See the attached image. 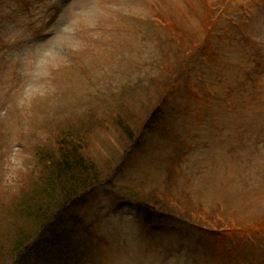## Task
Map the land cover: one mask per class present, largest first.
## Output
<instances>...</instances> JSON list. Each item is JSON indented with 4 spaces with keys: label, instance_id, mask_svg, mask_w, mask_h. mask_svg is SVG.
Listing matches in <instances>:
<instances>
[{
    "label": "rangeland",
    "instance_id": "374dc122",
    "mask_svg": "<svg viewBox=\"0 0 264 264\" xmlns=\"http://www.w3.org/2000/svg\"><path fill=\"white\" fill-rule=\"evenodd\" d=\"M164 101L169 129L127 140ZM64 138L103 180L57 210V249L80 255L81 238L86 257L59 264H264V0H0V264H22L4 259L29 228L16 207ZM153 193L216 237L145 227L134 199ZM40 230L24 264L43 262Z\"/></svg>",
    "mask_w": 264,
    "mask_h": 264
},
{
    "label": "trees",
    "instance_id": "16d2710c",
    "mask_svg": "<svg viewBox=\"0 0 264 264\" xmlns=\"http://www.w3.org/2000/svg\"><path fill=\"white\" fill-rule=\"evenodd\" d=\"M207 50H211V48L207 47ZM209 55H213V50L209 52ZM174 85L175 83L171 86ZM160 87L165 88V86ZM167 87H169V85H167ZM165 108L166 101L162 102V105L154 111L149 121L144 124L143 127H138V125L135 128L122 126V132L126 139H129L130 142H134V144H142L145 146L149 138H155L161 134L160 127L162 124H165L166 129H169L168 115L165 114ZM127 113L134 117L132 114L133 111L128 110ZM138 120L139 119H137V121ZM65 128L68 127L63 125V129ZM59 145L60 154H58V158L55 161H51L50 165L47 163L48 167L46 168V172H44V174H47L46 180L40 182L42 185L39 184L38 186L31 187L29 194L27 193L25 195L26 198L22 199V202L20 203L21 205H17L16 207V215L19 213L22 217L21 219L23 220L20 223H27L29 228L20 230V232L16 235L15 245L10 247V257L4 255V259H19V261L22 260L21 263L24 264L26 259L25 256L29 253H34L37 246H30L29 243L31 238L34 234H37L41 228L40 232L43 233L42 236H44L45 231H47V236H50L46 240L50 243L44 245V254L39 251V254L37 255V257H42V264H59L63 261V257L65 256L67 257V260L74 258H86L83 253L84 247L81 242V238L80 243L82 245V253L80 255H77V252L72 251L70 254L63 255L61 252L64 246L61 249H57V242L63 237L68 241V235L60 233L62 230H53L52 227L58 225L59 214L57 213V210L60 212L62 211V213L65 214L64 211H67L66 208H69V205L72 204L73 206L77 199L83 197V195L87 193L93 192L97 186L102 184L101 181L103 180V175L99 172L97 165L90 158L86 159L83 157L78 143H74L68 140V138H64L63 142ZM68 148L69 151L66 152L65 150ZM139 193L145 195V191H140ZM45 195L49 198V200H44L45 202L49 201V204L51 205L55 202L56 205H54L57 207L56 212L50 213L49 210H46V208H51V206L42 205L44 199L43 197H45ZM28 197L30 198V202H32V204L25 203V201L28 200ZM162 198L164 197L162 196ZM62 199L65 200V202L61 201ZM134 201L137 204L138 216L145 227L151 228L152 230H158L166 229L173 225L190 223L192 226L201 227L213 238L216 237L213 224L209 223L208 219H204L205 215L203 216V213L197 215V213L201 212L200 210L196 211L197 213H194L185 209L182 205H177L178 208L176 210L172 209L170 211V207L166 205L168 201H162L157 193H153L152 195L148 194L147 196H141L139 198L135 197ZM57 204L60 207L57 206ZM22 206L24 208H22ZM204 211L206 210L204 209ZM204 221L207 222V229L204 226ZM215 221L218 220L215 219ZM15 224H19L18 221ZM76 225H78L77 221ZM32 226L36 227L35 230L31 229ZM221 231L226 232V234L221 235L218 238V242H227L233 235V231L226 230L225 228L221 229ZM79 233H84L93 246V242L95 243L96 238L92 229L79 226L76 231L78 237ZM47 253H53L51 262L49 261L50 257L48 256L47 258L45 256ZM85 260L86 264H88L89 259ZM64 264L71 263L68 261Z\"/></svg>",
    "mask_w": 264,
    "mask_h": 264
}]
</instances>
